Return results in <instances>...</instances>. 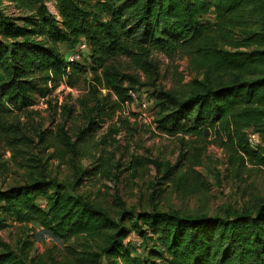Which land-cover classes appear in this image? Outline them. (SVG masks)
<instances>
[{"label":"trees","instance_id":"trees-1","mask_svg":"<svg viewBox=\"0 0 264 264\" xmlns=\"http://www.w3.org/2000/svg\"><path fill=\"white\" fill-rule=\"evenodd\" d=\"M260 1L56 0L52 12L48 0H0V139L11 149L20 140L34 144L24 134L17 136L23 130L19 114L41 99L51 106L61 84L77 86L82 64L68 60L59 44L72 50L85 40L96 72L77 99L88 123L79 129L78 141L85 139L86 130L112 118L118 107L132 103L130 91L150 84L158 74L155 52L179 53L197 68L250 77L217 86L208 77L184 99L160 91L158 128L174 136L221 129L246 161L264 166V29L239 32L249 9ZM14 9L18 13H8ZM212 10L215 23H205L203 17ZM124 57L131 60L127 65ZM102 89L107 90L103 97L94 94ZM250 129L261 137L256 147L249 142ZM46 136L45 131L39 134L40 143L55 147ZM70 140L74 150L77 142ZM52 186L41 178L0 188V232L15 222L37 221L64 242L63 260L52 258L49 264H264V203L255 213L227 216L155 213L148 227L154 235L141 231L140 245H135L123 223L92 199L65 194L59 186L50 194ZM0 264L30 263L0 240Z\"/></svg>","mask_w":264,"mask_h":264},{"label":"rangeland","instance_id":"rangeland-1","mask_svg":"<svg viewBox=\"0 0 264 264\" xmlns=\"http://www.w3.org/2000/svg\"><path fill=\"white\" fill-rule=\"evenodd\" d=\"M55 1L48 0L52 12H56ZM203 21L215 23L213 10ZM263 29L264 0H261L249 9L247 23L239 32ZM59 47L68 60L75 51L65 43ZM79 53L81 58L77 61L82 67L77 68L76 87L61 84L52 94L51 106L41 99L27 112L18 113L23 130L17 131V136L24 134L34 144L20 140L11 149L0 139V188L45 178L53 182L48 188L50 194L59 186L65 194L92 199L123 223L135 245H140L141 231L148 229L154 235L148 227L155 213L175 212L200 218L255 213L259 209L264 203V166L246 161L225 131L212 129L203 134L174 136L157 124L160 91L175 92L184 99L208 77L217 86L250 76L197 68L188 56L155 52L152 57L158 65V74L150 84L139 87L136 93L130 91L132 103L118 107L112 118L95 130H86L85 139L78 141L79 129L88 128V123L77 99L86 93L84 89L96 72L88 53ZM129 61L122 59L124 65ZM131 68L148 82L142 71ZM97 91L94 94L98 97L107 94L106 89ZM143 99L150 100L146 108L141 107ZM43 131L45 136L52 137L55 147L47 149L40 143L39 134ZM70 138V142H77L74 150L67 143ZM248 139L254 147L261 143L260 135L252 129L248 130ZM57 154L64 158H58ZM172 167L174 170L170 172ZM41 198L39 205L44 207L46 203ZM0 240L30 264H49L52 258L61 262L66 254L64 242L37 221L24 225L15 222L0 232ZM155 242L146 243L151 246Z\"/></svg>","mask_w":264,"mask_h":264},{"label":"built area","instance_id":"built-area-1","mask_svg":"<svg viewBox=\"0 0 264 264\" xmlns=\"http://www.w3.org/2000/svg\"><path fill=\"white\" fill-rule=\"evenodd\" d=\"M18 13V10H13L11 11L12 14ZM75 51L72 52V54L69 56V60L70 61H77L81 58V54L79 53V51L83 52V53H88L89 52V44L85 41L82 40L79 45L74 49ZM136 93V92H134ZM131 94H133V91H131ZM150 101V100H149ZM148 99H143V101H141V107L146 108L149 104Z\"/></svg>","mask_w":264,"mask_h":264}]
</instances>
